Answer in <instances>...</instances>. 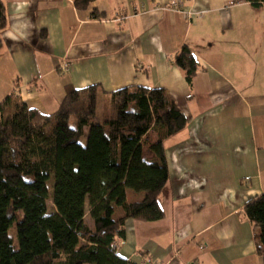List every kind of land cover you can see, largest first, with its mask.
I'll list each match as a JSON object with an SVG mask.
<instances>
[{
	"label": "crops",
	"instance_id": "1",
	"mask_svg": "<svg viewBox=\"0 0 264 264\" xmlns=\"http://www.w3.org/2000/svg\"><path fill=\"white\" fill-rule=\"evenodd\" d=\"M1 1L0 102L15 92L52 114L68 85L160 87L186 117L164 142V216L127 219L118 255L136 264H264L243 213L264 191V4L179 0L195 13L187 20L171 0L81 9L72 0ZM182 46L198 65L190 84L173 62Z\"/></svg>",
	"mask_w": 264,
	"mask_h": 264
},
{
	"label": "trees",
	"instance_id": "2",
	"mask_svg": "<svg viewBox=\"0 0 264 264\" xmlns=\"http://www.w3.org/2000/svg\"><path fill=\"white\" fill-rule=\"evenodd\" d=\"M92 1L72 0L77 9ZM6 22L0 0V33ZM173 62L190 84L198 69L190 49L182 46ZM185 126V115L160 87L107 93L97 84L68 85L52 114L11 92L0 102V264H136L118 255L125 221L163 218L164 142ZM128 191L142 197L128 201ZM118 207L123 214L114 219ZM243 213L264 263V191L246 201Z\"/></svg>",
	"mask_w": 264,
	"mask_h": 264
},
{
	"label": "built area",
	"instance_id": "3",
	"mask_svg": "<svg viewBox=\"0 0 264 264\" xmlns=\"http://www.w3.org/2000/svg\"><path fill=\"white\" fill-rule=\"evenodd\" d=\"M242 2H244V0H230L228 5L229 6H233V5H236V4H240ZM169 8H172L174 10H177V11L183 13L187 20H191L194 17V15H195V13L193 11H191V10H183L181 8V2L179 0H171L170 4H169ZM66 66H67V63L64 62V63H62L60 65V69H66ZM146 261L150 262L151 260L150 259H146Z\"/></svg>",
	"mask_w": 264,
	"mask_h": 264
},
{
	"label": "rangeland",
	"instance_id": "4",
	"mask_svg": "<svg viewBox=\"0 0 264 264\" xmlns=\"http://www.w3.org/2000/svg\"><path fill=\"white\" fill-rule=\"evenodd\" d=\"M150 135H151L152 137H155V133H154L153 131H150ZM79 141H80V143H81L82 145H85V143H86V134L82 135V136L79 138ZM133 194H134V193H132V191H128V193H127V199H128V201H135V200H137V199L139 198V197H138V198H133V197H132ZM46 205H47V210H48L49 212L52 211V209H53V204H52L51 199H48V200L46 201ZM122 214H123L122 209H121L120 207H118V208L115 209V212H114V214H113V218H114V219H117V218H119ZM85 221L88 222L87 217H86Z\"/></svg>",
	"mask_w": 264,
	"mask_h": 264
}]
</instances>
